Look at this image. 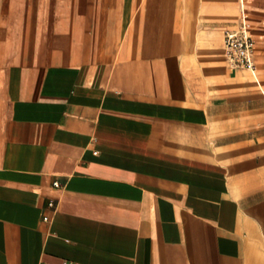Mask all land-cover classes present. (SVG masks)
Segmentation results:
<instances>
[{"label":"crops","instance_id":"0c3cea01","mask_svg":"<svg viewBox=\"0 0 264 264\" xmlns=\"http://www.w3.org/2000/svg\"><path fill=\"white\" fill-rule=\"evenodd\" d=\"M242 1L255 75L224 57L241 0H0V264H264Z\"/></svg>","mask_w":264,"mask_h":264},{"label":"built area","instance_id":"2783aa9c","mask_svg":"<svg viewBox=\"0 0 264 264\" xmlns=\"http://www.w3.org/2000/svg\"><path fill=\"white\" fill-rule=\"evenodd\" d=\"M248 14L244 7V2H240V21L237 28L226 31L223 39L224 57L228 64L236 68H245L255 75L254 48L255 39L250 33ZM49 208L56 210V202L49 200ZM44 221H50L51 216L46 214L42 218ZM67 264V263H64Z\"/></svg>","mask_w":264,"mask_h":264}]
</instances>
